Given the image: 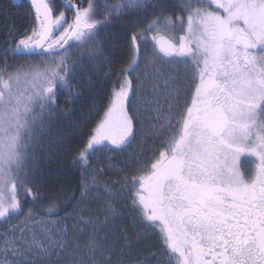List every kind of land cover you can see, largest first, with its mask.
Masks as SVG:
<instances>
[{
	"label": "snow or ice",
	"instance_id": "obj_1",
	"mask_svg": "<svg viewBox=\"0 0 264 264\" xmlns=\"http://www.w3.org/2000/svg\"><path fill=\"white\" fill-rule=\"evenodd\" d=\"M29 7L30 31L17 39L12 28L0 46V264H129L133 241L104 230L121 215V193L146 234L137 242L156 240V258L136 264H264V0H121L103 16L96 0ZM128 14L133 32L142 30L73 158L79 187L63 201L45 196L34 164L39 134L83 61L110 62L98 38ZM90 44L79 64L71 60L72 48ZM9 55L29 59L13 66ZM133 142L148 151L117 166L113 154ZM93 158L125 173L95 211L89 199L103 168Z\"/></svg>",
	"mask_w": 264,
	"mask_h": 264
},
{
	"label": "trees",
	"instance_id": "obj_2",
	"mask_svg": "<svg viewBox=\"0 0 264 264\" xmlns=\"http://www.w3.org/2000/svg\"><path fill=\"white\" fill-rule=\"evenodd\" d=\"M96 2L97 10L103 16L106 7L110 8L112 5L119 4L121 0H96ZM66 15L71 19V13ZM33 17L34 9L29 7L26 0H22L20 5H15L12 0H0V46L4 44L2 37L6 36L8 30L12 28L16 30L12 33L14 37L23 38L24 34L30 31ZM136 22L135 14H128L110 21L98 38L103 41L105 55L110 57V62L104 65L90 64L85 59L83 61L85 67L82 71H78L73 81L72 92L62 91L56 100L59 111L51 117L50 123L39 134V142L35 148L36 175L43 185L41 191L45 196L54 193L63 201L72 197L79 187L82 174L73 167V158L88 139V134L102 118L108 104V97L116 85L120 71L127 66L126 62L133 56L132 36L142 30V28H136L135 33L133 32ZM96 46L90 44L86 48H72L69 53L71 60L79 64L81 53L87 56ZM2 55L0 51V56ZM7 59L15 66L17 63H25L29 58L9 55ZM35 62L39 63V60L35 59ZM113 161L119 166L124 162V157L114 155ZM91 164L98 169L103 168L99 174L100 180L108 182L114 188L115 185L121 187L116 177L123 176L125 173L119 171L118 167L109 168L105 158H93ZM76 194L78 196V193ZM121 194L124 198L127 195ZM44 204L47 205V200ZM115 206L122 213V217L115 221L116 228L120 230H112L111 236L119 242L123 233L126 232L128 238L133 241L132 251L125 257L129 264L131 261H141L145 258L153 260L152 253L157 251L155 238L148 237L147 242L140 240L136 244L138 232L134 231L133 226L135 223L138 225V222L133 220L131 210L129 212V208L126 209L124 204V210L118 203ZM71 210L69 208V211ZM56 218L60 219L59 216Z\"/></svg>",
	"mask_w": 264,
	"mask_h": 264
},
{
	"label": "rangeland",
	"instance_id": "obj_3",
	"mask_svg": "<svg viewBox=\"0 0 264 264\" xmlns=\"http://www.w3.org/2000/svg\"><path fill=\"white\" fill-rule=\"evenodd\" d=\"M149 139H151V137H149ZM138 150H141V151H148V145H147V143H145V144H143V145H140V144H138L137 142H133V143L131 144V146L128 147V148L125 150V152H116V153H114L113 156H112V160L114 159V155L121 156V157H124V158H125V156L130 157L131 155H137V156H139L142 152L139 153L140 151H138ZM102 159H104V158H102ZM105 159H106V158H105ZM242 159H244V158L242 157ZM244 166H245V165H244ZM247 167H250V165L246 164L245 168H247ZM93 168H94V169H98L95 165H93ZM89 171H91V170H89ZM100 173H101V172H99V173L97 174V177H96V179H97V181H98V191H97V192H93V193H92V196H91L90 199H89V203L92 205V208H93L94 211L97 209V207H102V206H103V202H104V199H105V195H104V194H105V191H106L105 186H106V185L112 186V185L109 184L108 182H103L102 180H100V178H99V174H100ZM115 189L118 190V189H119V186H116V185H115ZM120 195H121V196H120ZM120 195H119L118 197H115V199H116V203L122 205L121 207L123 208V210H124L125 208L128 209V208L126 207L125 203H124V199H125L124 196H122V194H120ZM123 204H124L125 208H124ZM114 206H115V205H114ZM115 207H116V206H115ZM129 212H130V209H129ZM120 217H122V213H121V215L115 217V218H114V221H116L117 218H120ZM100 220H101V221L104 220V216H103V215H100ZM58 222H62V221H61L60 219H58V218L49 219V220H48V226H49L50 228H52V229H55V226H56V224H57ZM68 223H69V225L71 224V218H69ZM115 224H116V222H114V224L109 225L107 228L104 229L106 232H108V233L110 234V236L112 235V234H111V233H112V230H114V231H118V230H120V229H117V228H116V225H115ZM37 227H39V226H37ZM133 228H134V231H135V232H138L141 236H146L145 231L139 227V224L137 225V223H135L134 226H133ZM80 239H81V240H84V237H80ZM135 240H136V241H135L136 244H137L138 242H140V240L137 242V237H136ZM141 240H144V242H147V241H148V237H146V238H144V239H141ZM128 254H129V253H128ZM152 258H153V260H154L156 257H155V256H152ZM141 261H142V259H141ZM132 262H133V261H131L130 264H136L137 261H136V262H133V263H132Z\"/></svg>",
	"mask_w": 264,
	"mask_h": 264
},
{
	"label": "water",
	"instance_id": "obj_4",
	"mask_svg": "<svg viewBox=\"0 0 264 264\" xmlns=\"http://www.w3.org/2000/svg\"><path fill=\"white\" fill-rule=\"evenodd\" d=\"M15 4H19V0H13ZM28 2L30 3V0H28ZM34 9V8H33ZM72 41H69V43H71Z\"/></svg>",
	"mask_w": 264,
	"mask_h": 264
},
{
	"label": "flooded vegetation",
	"instance_id": "obj_5",
	"mask_svg": "<svg viewBox=\"0 0 264 264\" xmlns=\"http://www.w3.org/2000/svg\"><path fill=\"white\" fill-rule=\"evenodd\" d=\"M138 43L141 44V51L143 52V41H140V42H138ZM142 66H143V65H142ZM243 167H245V166L243 165Z\"/></svg>",
	"mask_w": 264,
	"mask_h": 264
},
{
	"label": "bare ground",
	"instance_id": "obj_6",
	"mask_svg": "<svg viewBox=\"0 0 264 264\" xmlns=\"http://www.w3.org/2000/svg\"><path fill=\"white\" fill-rule=\"evenodd\" d=\"M120 188V187H119ZM121 196V195H120Z\"/></svg>",
	"mask_w": 264,
	"mask_h": 264
}]
</instances>
